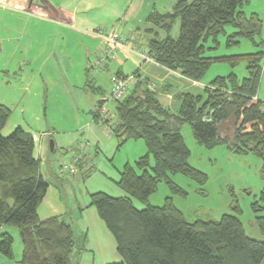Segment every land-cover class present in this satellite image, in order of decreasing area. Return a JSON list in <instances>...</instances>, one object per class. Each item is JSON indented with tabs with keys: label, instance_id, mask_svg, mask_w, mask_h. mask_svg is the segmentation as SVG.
I'll return each instance as SVG.
<instances>
[{
	"label": "trees",
	"instance_id": "trees-1",
	"mask_svg": "<svg viewBox=\"0 0 264 264\" xmlns=\"http://www.w3.org/2000/svg\"><path fill=\"white\" fill-rule=\"evenodd\" d=\"M242 3L243 0H176L169 11L162 13L153 7L145 19L148 37L144 57L192 81H201L213 63H229L231 68L243 63V78L230 71L209 81L202 94L177 93L174 109L163 106L153 91L141 87L134 78L122 99H110L108 93L93 108L94 122L120 144L141 140L146 148L143 155L119 170L116 185L125 193L123 196L105 192L89 196V206L115 239L121 256L120 261L106 264L264 263V239L246 235L235 199L233 214L191 222L185 220L171 197L161 205L148 203L160 181H165L173 194L185 195L168 174L181 173L199 184L207 179L188 163L190 151L180 133L185 123L199 145L212 148L227 144L235 153L258 157L264 180V95L258 94L264 77V52L213 57L207 54L212 48L205 45L208 38L215 41L227 24L235 28L228 44L237 43L238 38H253L261 22L256 14L246 16ZM177 19L179 32L174 38L171 30ZM108 100L114 104L113 119L97 109ZM10 113L7 106L0 104V227L19 229L23 246L19 264H73L78 245L73 226L61 216L41 220L37 213L49 184L41 176L32 134L19 126L7 136L1 134ZM78 167L87 173L94 169L88 159ZM133 199L144 207L138 209ZM259 201L264 202V186ZM251 207L264 237V215L258 214L263 208L257 201ZM12 244L10 234L0 235V254L7 259L13 257Z\"/></svg>",
	"mask_w": 264,
	"mask_h": 264
},
{
	"label": "crops",
	"instance_id": "crops-1",
	"mask_svg": "<svg viewBox=\"0 0 264 264\" xmlns=\"http://www.w3.org/2000/svg\"><path fill=\"white\" fill-rule=\"evenodd\" d=\"M116 3V0H0V93L4 90L10 94L20 91L18 89L28 93L35 84L42 91L45 87L56 85V78H68V75H72V64L62 61V58L71 54L74 45L81 46L74 51L77 53L80 50V59L81 56V60L85 59L84 70L87 71L89 67L94 69L100 64L96 63V59L107 46L105 36L119 34L125 46L115 47L114 53L107 55L103 61L105 64L115 62L116 71L111 73L133 75L135 81L141 83V87L153 91L159 102L171 109L177 106L174 98L177 93L202 94L203 87L208 82L192 81L171 72L152 59L141 56V53H146L144 45L139 44L141 49L131 46L130 38L134 36L127 34L128 20L119 14L113 13L115 17L108 15ZM102 29L106 31L98 32ZM161 36L164 34L161 33ZM147 37L144 38L145 42ZM135 39L136 37L132 39V45L136 44ZM49 40L53 45H47ZM138 40V43H142V40ZM47 46L50 50H47ZM79 57L74 62L76 59L79 61ZM107 59L113 61H106ZM47 63L53 66L47 68ZM107 82V87H102L100 83H84V87L89 88L93 97V103L86 112L88 115H81L73 128L59 129L60 123H64V117L55 121L46 130L48 149L43 150L46 136L41 135L38 155L35 156L39 159L41 176L49 184L47 193L52 187L56 194H53L51 200L55 207L45 210L46 193L37 209L38 216L43 220L58 215L72 226L74 224L78 245L73 255V264H106L121 260L116 251L115 239L105 229L95 210L89 206V196L95 192H103L102 187L109 188L113 196H123L125 193L116 185L119 170L125 163L136 160L146 152L141 140L142 143L129 140L120 144L114 135L107 134L103 127L94 122L91 112L99 99L108 95V78ZM0 104L7 106L1 101ZM262 110L264 111V105ZM49 141H52L53 149L50 148ZM81 141L89 142V152L92 153L91 159L95 168L89 173H68L63 166L70 165L79 156L81 151H77V147ZM126 146H131L134 152L140 154L133 159V156L123 157L121 154ZM117 157L119 161L116 165ZM55 162L54 167L52 164ZM77 194L82 203L78 202ZM2 233L10 234L13 239V257L7 259L0 254V264H19L23 250L19 229L2 225L0 235Z\"/></svg>",
	"mask_w": 264,
	"mask_h": 264
},
{
	"label": "rangeland",
	"instance_id": "rangeland-1",
	"mask_svg": "<svg viewBox=\"0 0 264 264\" xmlns=\"http://www.w3.org/2000/svg\"><path fill=\"white\" fill-rule=\"evenodd\" d=\"M116 1L117 3L111 7L112 13L110 12L108 15L115 17L113 14L115 13L124 16L126 20H128V25L126 26V29H128L127 34L129 36L133 34L134 37L130 38V44L135 47V49H141V44L145 47L146 42L144 38H146L147 35L144 34L143 27L146 24L145 19L148 12H150L153 7H155L158 12L169 11L176 2V0ZM241 10L247 17L251 14L257 15L261 22L259 31L252 39L244 37L238 38L237 43L228 44L227 39L235 31V28L227 24L224 26V31L217 35L215 41H213L212 38H208L206 41V47L212 48L207 52L209 56L221 57L225 55L254 53L257 51L264 52V0H243ZM109 22L112 21L109 20ZM104 30L105 29H102V32L106 31ZM178 32L179 20L177 19L171 30L172 37L176 38ZM135 37L136 44L132 45V41ZM138 38L140 41L142 40V43H138ZM47 45H53V42L49 40L47 41ZM46 48L50 50L49 46ZM80 48L81 46L74 45L71 54H67L65 58H62V61L71 62L72 75H68V78H56V85H51L49 88L45 87L42 91H39V87L35 84L28 93H25L21 89H18L20 91H14L10 94L6 93L4 90L0 93V96H3L0 97V101L6 104L11 110L9 119L1 130V134L7 136L18 126L24 131L30 132L35 139V156L38 155L39 138L41 135H47L46 130L54 125L55 121H60V119L64 117V123H60L61 127L59 129L62 127L73 128L81 115H88L86 112L93 103V97L89 88L87 86L84 87V83L90 82L91 84L95 83V85L100 83L102 87H107V78L109 81L108 76L112 71H116L115 62H112V64H105L102 62L105 65L100 63L97 67L95 66L94 69L89 67L87 71H85L83 64L85 59L81 60L82 56L80 59V50H78L77 53L74 51ZM47 54L46 51V55ZM145 54L146 53H141V56ZM77 57H79V61L76 59V62H74V59ZM106 61L113 60L107 59ZM66 62H63V64ZM70 64L68 69H70ZM85 64L88 63L86 62ZM51 66H53V64L50 65L47 63V68H51ZM130 66L132 67V65ZM230 71H233L237 77L241 79L246 75L245 64L240 63L231 68L229 63H213L206 71L201 82L207 83L214 77L224 76ZM98 78L102 80L100 81ZM37 80L38 79L35 81L37 82ZM261 80L262 82L258 93L260 97L264 95V77ZM112 106L113 102L108 100L104 104L106 110L103 112L111 119H113L114 114ZM180 133L190 151L188 163L193 168L204 173L207 179L203 184H199L181 173L168 174L169 180L181 188L185 192V195L173 194L169 185L165 181H160L156 191L149 197L148 203L153 206L161 205L166 197H171L174 205L182 212L185 220L191 222L198 218L219 219L224 213L233 214L232 201L235 199L240 209L238 217L243 224L246 235L253 239L263 240L264 237L259 233L254 218L255 213L251 207L252 203L257 201L258 205L263 208L258 214L264 215V202L262 203L259 201L260 191L264 186V180L260 170V159L250 153H235L228 148L227 144H219L212 148L199 145L192 136L190 125L186 123L181 126ZM87 143L86 151L89 156L88 161L90 160L91 164L95 166L91 159L92 153L91 151L89 152V142ZM137 143L142 142L138 140ZM44 145L43 150L45 151L48 149L47 136L44 137ZM130 147L131 146H126L121 155L125 158L126 156L129 158L133 156V159L140 153L134 152V148ZM115 159L117 165L119 161L118 157ZM63 162L70 163L69 161ZM132 162L133 161H131V163ZM52 165L55 167L56 162ZM102 190L112 195L109 188L102 187ZM53 194H55V192L53 188L50 187L44 200L45 210L55 207L54 203H51ZM77 196L78 202L82 203L81 197L78 194ZM133 205L138 209L144 207V204L134 199ZM73 228L76 230L75 226Z\"/></svg>",
	"mask_w": 264,
	"mask_h": 264
},
{
	"label": "built area",
	"instance_id": "built-area-1",
	"mask_svg": "<svg viewBox=\"0 0 264 264\" xmlns=\"http://www.w3.org/2000/svg\"><path fill=\"white\" fill-rule=\"evenodd\" d=\"M105 39H106L107 43H110V44H108L101 51L99 57L96 59V63H102L107 58V55H112L114 53L115 47H119V46L124 47L125 46L123 38L119 34H113V35L105 36ZM143 57H144V55H143ZM109 80H110L109 98L114 99V100L122 99L125 96V94L128 92L129 88L134 83V77H132V76L121 77V76L117 75L116 73H111L109 75ZM97 109L101 110V112H105V110H106L104 108V105L97 106ZM87 145H88L87 142L81 141L78 144L79 151H81L79 156L70 165L63 166V168L68 173H77L79 171L78 164H81L82 162H85L88 159V153L86 151Z\"/></svg>",
	"mask_w": 264,
	"mask_h": 264
},
{
	"label": "water",
	"instance_id": "water-1",
	"mask_svg": "<svg viewBox=\"0 0 264 264\" xmlns=\"http://www.w3.org/2000/svg\"><path fill=\"white\" fill-rule=\"evenodd\" d=\"M50 148L53 149V143H52V141L50 142Z\"/></svg>",
	"mask_w": 264,
	"mask_h": 264
}]
</instances>
